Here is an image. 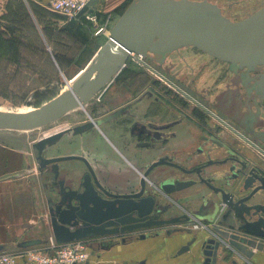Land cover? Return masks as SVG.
Returning <instances> with one entry per match:
<instances>
[{
	"label": "flooded vegetation",
	"instance_id": "1",
	"mask_svg": "<svg viewBox=\"0 0 264 264\" xmlns=\"http://www.w3.org/2000/svg\"><path fill=\"white\" fill-rule=\"evenodd\" d=\"M208 1L236 21L227 9L262 0ZM263 79L262 67L235 71L193 47L129 56L85 108L53 121L50 134L34 142L50 138L40 154L50 161L44 173L33 149L46 199L47 192L58 199L57 189L64 186L86 189L99 203H132L152 196L165 179H175L186 190L163 200L168 211L158 219H200L206 212L204 218L227 219L226 228L217 227L264 244V237L247 235L238 224L230 228L233 211L239 219L248 218L246 212L264 219ZM109 151L111 159L105 157ZM155 163L161 166L152 168ZM194 200L201 205L188 211L184 201ZM232 251L226 254L230 264L241 259Z\"/></svg>",
	"mask_w": 264,
	"mask_h": 264
},
{
	"label": "water",
	"instance_id": "2",
	"mask_svg": "<svg viewBox=\"0 0 264 264\" xmlns=\"http://www.w3.org/2000/svg\"><path fill=\"white\" fill-rule=\"evenodd\" d=\"M186 47L196 48L228 63L235 71L250 73L264 68V6L242 20L233 21L208 0H133L110 31L94 61L72 83H68L66 93L28 113L0 114V130H34L85 108L89 100L124 67L130 53L144 57L163 56ZM261 83L264 94V79ZM49 142L50 138H47L33 145L37 160L41 159L43 173L50 161L40 154ZM159 166L161 163H155L152 168ZM184 185L167 178L160 188L153 189L152 196L132 203H99L97 197L89 196L86 189L78 192L64 186L57 189L58 199L54 200L47 192L54 239L58 244H66L100 238L103 250L109 251L130 241L159 237L162 233L169 238L183 233L195 234L193 229L182 227L195 219H158L168 211L163 200L172 201L175 194L186 190ZM135 197L139 198V194ZM232 214L236 218L231 219L235 227L230 228H236L238 224L245 234L264 237V219L249 218V212L244 213V217L248 216L246 219H239L236 211ZM226 220L209 219L211 227L205 226L199 231L209 235L199 244L205 260L203 264H221L220 252L227 256L230 250L246 261L252 260L256 252L264 254V244L217 227L226 228L223 224ZM153 229L158 231L152 232ZM197 242L198 238L194 237L177 256L189 252ZM41 244V240H33L23 242L19 247L25 249ZM2 250L0 246V252ZM233 264L238 263L233 261Z\"/></svg>",
	"mask_w": 264,
	"mask_h": 264
},
{
	"label": "crops",
	"instance_id": "3",
	"mask_svg": "<svg viewBox=\"0 0 264 264\" xmlns=\"http://www.w3.org/2000/svg\"><path fill=\"white\" fill-rule=\"evenodd\" d=\"M51 1L0 0V23L2 26L8 27L10 15L17 14L22 17L24 14L28 16L30 20L26 23L30 22L34 34H39L44 45L43 50L48 51L47 56H50L58 69L65 74L68 83V81L77 78L94 61L98 50L107 42L110 31L125 12L123 8L133 0H93L85 14L72 22H67L62 16L54 13L50 8ZM88 17H92V20H89ZM26 23L16 26L19 30H24L25 27L29 28ZM100 28H103L104 31L96 34ZM0 147L1 168L8 170L10 165L12 167L14 158L21 164L26 161L23 151L11 150L9 155L7 146L2 147L1 142ZM108 153L105 157L111 159L113 153L111 151ZM20 176L18 178H21ZM8 181V179L0 177V246L3 247L1 252H16L22 249L19 247L21 243L33 240H41L42 244L39 246L42 247L50 238L54 239V236L53 233L47 239L42 236L40 204L29 206L19 203L21 194L29 190L24 185H7ZM187 193L186 195L190 194ZM43 196L46 197L44 189ZM45 204L50 221L47 199ZM183 204L188 211L197 209L201 205L198 200H194L192 203L184 201ZM204 215L206 212L200 216V219H195L193 223L201 222L211 227L208 224L209 219L204 218ZM26 216L27 219H25ZM191 224L182 227H190ZM194 232L195 234L191 235L177 234L171 238L162 233L159 237H151L137 242L130 241L109 251L103 250L104 246L96 245L92 247V256L85 264H201L204 257L200 252L199 244L209 235L198 230ZM194 237L198 238V242L191 247V250L177 256L180 249ZM224 256L225 254L222 255L220 252L219 261L221 260V264H230L231 259H226L227 256ZM236 260L238 264H264V254L256 252L250 261Z\"/></svg>",
	"mask_w": 264,
	"mask_h": 264
},
{
	"label": "rangeland",
	"instance_id": "4",
	"mask_svg": "<svg viewBox=\"0 0 264 264\" xmlns=\"http://www.w3.org/2000/svg\"><path fill=\"white\" fill-rule=\"evenodd\" d=\"M225 1L233 3L239 0ZM263 5L264 0L255 6L242 3L241 6L227 9V12L233 19L239 21L253 14V11H258ZM21 10L24 13V9ZM28 20L30 19L24 14L22 17L13 14L9 17L8 27L0 23V40L11 41V45L8 46L11 47L10 54L7 57L2 56L8 52V47L3 43L0 44V114L31 112L62 96L68 90L67 77L58 69L53 59L47 56L48 51L45 47L43 50L41 37L38 33L34 34L30 22L26 23ZM24 22L29 25V28L19 30L16 25ZM12 49L16 51L18 61L17 56L11 54ZM184 54L187 56L202 55L194 51H187ZM12 60L18 63L12 64ZM205 70L211 71L212 69ZM50 130V124L30 131L0 130V143L2 142V147H8L9 155L11 150L23 151L26 158L24 164L14 158L12 167L10 165L8 170L0 167V177L9 180L7 185H24L29 190L21 194L19 203L29 206L40 204L42 236L46 239L52 231L46 212V197L43 196V189L38 180L32 145L38 139L48 136ZM45 154L48 156L49 150ZM19 175L21 178H18ZM51 242L52 238L42 247Z\"/></svg>",
	"mask_w": 264,
	"mask_h": 264
},
{
	"label": "built area",
	"instance_id": "5",
	"mask_svg": "<svg viewBox=\"0 0 264 264\" xmlns=\"http://www.w3.org/2000/svg\"><path fill=\"white\" fill-rule=\"evenodd\" d=\"M93 0H52L51 10L62 16L67 22L77 20L89 9ZM92 20V17H88ZM104 29L100 28L96 34ZM131 57L141 56L130 53ZM195 222V221H193ZM192 222L189 228L200 231L207 226L201 222ZM193 225V226H192ZM102 239H87L73 243L58 244L55 239L45 246L19 249L16 252H0V264H85L91 258V249L99 246Z\"/></svg>",
	"mask_w": 264,
	"mask_h": 264
},
{
	"label": "trees",
	"instance_id": "6",
	"mask_svg": "<svg viewBox=\"0 0 264 264\" xmlns=\"http://www.w3.org/2000/svg\"><path fill=\"white\" fill-rule=\"evenodd\" d=\"M130 5V3H128V4H126V6L123 8V10H126L127 9V7ZM1 43H3V44H5L6 45V47H8V46H10L11 45V41H3V40H0V44ZM8 49V52L4 55V56H2V57H7V56H9V49H11V47H8L7 48ZM11 54L13 55V56H17V53H16V51H14L13 49H12V52H11ZM17 61H18V56H17ZM16 61L15 60H12L11 61V63L13 64V63H15ZM16 63H18V62H16ZM15 63V64H16Z\"/></svg>",
	"mask_w": 264,
	"mask_h": 264
}]
</instances>
